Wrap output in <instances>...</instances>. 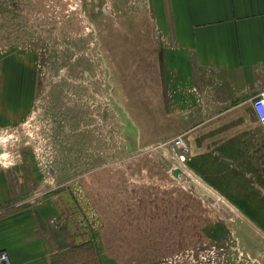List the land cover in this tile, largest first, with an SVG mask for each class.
Returning a JSON list of instances; mask_svg holds the SVG:
<instances>
[{
  "label": "rangeland",
  "instance_id": "rangeland-1",
  "mask_svg": "<svg viewBox=\"0 0 264 264\" xmlns=\"http://www.w3.org/2000/svg\"><path fill=\"white\" fill-rule=\"evenodd\" d=\"M157 37L147 0H0V84L4 61L12 88L27 77L26 115L0 151L35 154L56 217L90 229L92 262L99 250L122 264H264V201L235 206L171 175L180 117L148 115V98L162 101Z\"/></svg>",
  "mask_w": 264,
  "mask_h": 264
},
{
  "label": "crops",
  "instance_id": "crops-1",
  "mask_svg": "<svg viewBox=\"0 0 264 264\" xmlns=\"http://www.w3.org/2000/svg\"><path fill=\"white\" fill-rule=\"evenodd\" d=\"M147 2L158 36L153 56L162 64V101L148 98L150 123L156 111L164 124L180 117L176 135L190 150L179 176L227 192L232 202L240 196L235 206H251L250 197L264 193V128L252 105L264 89V0ZM6 63L0 84L3 131L19 125L27 112L26 74L15 72L16 92ZM20 147L0 152V249L12 263L122 264L99 250L97 262L89 260L90 229L83 220L75 227L56 217L54 186L43 185L35 154Z\"/></svg>",
  "mask_w": 264,
  "mask_h": 264
},
{
  "label": "built area",
  "instance_id": "built-area-1",
  "mask_svg": "<svg viewBox=\"0 0 264 264\" xmlns=\"http://www.w3.org/2000/svg\"><path fill=\"white\" fill-rule=\"evenodd\" d=\"M252 105L257 118L264 128V89L253 97ZM2 140L5 142L6 140H9V137H7V135L4 134V131L0 129V141ZM168 142L171 144V153L175 160L170 172L172 176L178 177L179 175L174 174V169L176 167H180L184 171L186 161L188 159L187 154L190 150L189 144L184 140L182 135H175L171 137ZM0 264H13L10 253L5 249H0Z\"/></svg>",
  "mask_w": 264,
  "mask_h": 264
},
{
  "label": "trees",
  "instance_id": "trees-1",
  "mask_svg": "<svg viewBox=\"0 0 264 264\" xmlns=\"http://www.w3.org/2000/svg\"><path fill=\"white\" fill-rule=\"evenodd\" d=\"M252 200H254L255 198V200L254 201H264V199H262L261 197H260V195L259 194H254L253 196H251L250 197ZM261 198V199H260ZM243 207H249V206H243Z\"/></svg>",
  "mask_w": 264,
  "mask_h": 264
},
{
  "label": "water",
  "instance_id": "water-1",
  "mask_svg": "<svg viewBox=\"0 0 264 264\" xmlns=\"http://www.w3.org/2000/svg\"><path fill=\"white\" fill-rule=\"evenodd\" d=\"M183 172V170L180 168V167H176L175 169H174V174H176V175H179L180 173H182ZM215 205V204H214ZM222 215H223V213H221Z\"/></svg>",
  "mask_w": 264,
  "mask_h": 264
},
{
  "label": "flooded vegetation",
  "instance_id": "flooded-vegetation-1",
  "mask_svg": "<svg viewBox=\"0 0 264 264\" xmlns=\"http://www.w3.org/2000/svg\"><path fill=\"white\" fill-rule=\"evenodd\" d=\"M248 203H249V202H248ZM250 205H251V206H249V207H259V205L256 206L253 202H251Z\"/></svg>",
  "mask_w": 264,
  "mask_h": 264
}]
</instances>
